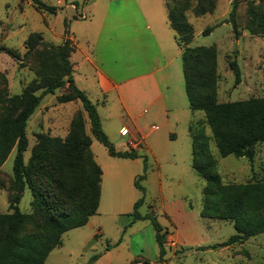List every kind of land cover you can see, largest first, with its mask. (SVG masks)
<instances>
[{
    "label": "rangeland",
    "instance_id": "obj_1",
    "mask_svg": "<svg viewBox=\"0 0 264 264\" xmlns=\"http://www.w3.org/2000/svg\"><path fill=\"white\" fill-rule=\"evenodd\" d=\"M40 1L54 6L55 14L35 9L30 0H0V48L4 49L0 51V114L9 105L8 100L13 95L21 94L36 78L35 70L39 56L36 55L31 59L23 58L26 51L23 43L29 34L39 33L45 42L52 45H59L68 38L74 47L78 43L85 49L88 44L85 37L88 35L94 45L92 57L96 59V54L103 57L100 67L105 68L104 59L113 52L103 43L107 33L106 24H113L118 30L117 26L122 25L127 13L133 11L136 4L142 5L144 0ZM149 1L161 4L166 13V0ZM234 1L236 3L234 17L239 32L237 37L234 36L229 22ZM168 2L170 5L184 6L185 19L193 30V39L189 46H213L216 51L215 95L218 103L245 101L264 95V34L252 33L247 29L253 14L264 15V0H169ZM196 6L201 7L205 13L196 16L193 11ZM87 7L91 17L82 10ZM118 12H124V18L117 16ZM128 23L133 22H126ZM116 30L112 33L115 36L118 35ZM168 30L174 36L173 31ZM170 47L171 52L167 53L169 67L158 75L165 77L161 92L166 105L169 109L177 107L178 110L176 122L170 121L169 129L172 137L167 135L164 138L166 145L161 150L164 162L158 166L149 153L142 151L140 155L136 153L137 158H140L139 165L125 167L117 163L116 166H112L105 160L110 158L106 148L94 139L91 151L93 150L92 153L96 157L95 162L100 167H104L105 172L100 193L101 214L96 213L91 216L85 226L66 231L62 235V245L49 253L44 264H144V261L157 264L159 247L155 241L151 219L160 225L162 232L166 231V235L170 233L174 238L176 226L165 213L164 206L176 203L178 200L184 203L186 214L183 221L184 230L181 228L180 232L181 243L174 244L172 239L167 241L165 236V255L162 257L165 263L161 264L263 263L264 233L227 247H212L224 242L235 233L234 221L199 216L203 206L202 192L205 181L191 168L192 147L189 128L192 125L195 128L202 126L203 135L208 137V153L214 160L211 172L218 175L224 185L243 184L249 181L264 182V143L254 146L251 163L243 157L218 155L204 114L192 112L188 107L181 59L174 53L177 48L175 41ZM5 50L19 56L21 60L16 61ZM74 58L76 61H81L79 53ZM232 60L239 70L238 82L228 65ZM81 68L77 72L72 71V78L76 80L81 90L89 91V100L95 99L93 97L97 98L98 103L108 100V109L104 111V108H101L100 111L103 129L116 137L121 124L127 123L108 118L110 114L119 110L116 95L114 93L101 95L97 90L93 72L90 71L92 75H87L85 81L83 74L86 68L84 65ZM39 92L37 91L36 94ZM63 93L65 88L57 89L53 95H45L28 120L25 129L28 144L23 153L25 164L39 133L64 139L73 131L77 135L82 132L91 137L90 123L81 103L77 100L71 101L73 103H59L56 97ZM93 104L97 110L96 103ZM149 110L151 111V108ZM40 112L47 113L46 117L42 118ZM40 120L48 131L44 126H39ZM142 122L145 130H149L151 125L157 126L161 131L165 129L160 121L150 115L145 116ZM113 148L116 150L114 145ZM14 156L15 149H12L0 168V214L12 212L8 207V198L13 194L11 181ZM113 160L118 162L117 159ZM129 198L133 203L131 208H126L124 204L128 203L126 201ZM31 199L30 190L25 186L18 203L21 213L32 212ZM139 200L140 203L134 210V204ZM115 205L117 207H114ZM112 208L128 213L116 216L115 220L117 219L118 222L113 221L106 217L107 213L113 210ZM134 213L142 218L134 219L132 215ZM146 215L148 218L143 219ZM98 229L102 233L98 234Z\"/></svg>",
    "mask_w": 264,
    "mask_h": 264
},
{
    "label": "trees",
    "instance_id": "obj_2",
    "mask_svg": "<svg viewBox=\"0 0 264 264\" xmlns=\"http://www.w3.org/2000/svg\"><path fill=\"white\" fill-rule=\"evenodd\" d=\"M30 1L35 9L50 14L56 12L54 6L40 0ZM168 1L165 3L166 17L181 50L182 76L189 109L204 114L220 157H243L251 163L254 146L264 143V95L245 101L218 103L215 95L216 51L213 46H189L193 30L185 19L184 6L170 5ZM235 6L234 1L229 22L237 37L239 32L234 17ZM193 11L196 16L205 13L199 6ZM247 29L252 33L264 34V15L253 14ZM23 45L26 50L24 59L36 55L39 59L36 78L21 94L13 95L8 100L9 105L0 114V168L12 149H15L11 181L13 194L8 198V207L12 212L0 214V264H44L49 253L62 245V235L66 231L84 226L96 214L102 172L90 149L91 137L103 145L111 157H138L132 150H114L102 130L94 104L76 87L70 62L75 47L68 38L59 45H52L45 42L39 33H31ZM5 51L16 61L21 60L12 52ZM228 65L238 82L236 63L232 60ZM61 88H65V93L57 96V101L67 103L77 100L81 103L90 123L91 137L82 132L77 135L73 131L64 139L39 133L25 164L23 153L28 144L26 124L42 98L48 94L53 95ZM37 91H40L39 94H36ZM200 126L195 128L192 125L189 128L191 168L205 181L199 216L233 220L235 229V233L227 240L212 247H227L263 234L264 182L222 184L218 175L211 172L214 160L208 153V137L203 135ZM25 186L29 188L32 197L33 210L30 214H23L18 209ZM139 203L140 200L134 204V210ZM132 215L134 219L142 218L137 213ZM151 224L159 247L157 264L165 263L162 257L165 255L164 240L167 232H162L160 225L153 219ZM143 263L149 264L146 261Z\"/></svg>",
    "mask_w": 264,
    "mask_h": 264
},
{
    "label": "crops",
    "instance_id": "obj_3",
    "mask_svg": "<svg viewBox=\"0 0 264 264\" xmlns=\"http://www.w3.org/2000/svg\"><path fill=\"white\" fill-rule=\"evenodd\" d=\"M142 5L139 3L136 4L133 11L127 13L126 17L128 19H123L125 23L123 22L121 26H117L118 30H116L113 24H106L107 33L105 34L106 39L103 43L107 49L110 51L113 50V52L108 55L109 57L107 56L106 59H104L106 63L105 68L100 67L103 57L97 54L95 55L96 59L93 58L94 56L92 57L94 45L90 42V37L88 35L85 37L88 43L87 49L81 48L80 44L76 43L75 50L70 55V62L72 64V71L74 72L81 70V67L84 65L86 68L83 74L85 81L87 75H92L90 71L93 72L97 90L101 95H108L109 93H114L116 95L119 110L117 113L110 114L108 118L127 122L121 124L116 137L112 136L108 131V133H106L103 129L100 111L101 108H104V111L108 109V100L99 103L96 101V97L90 100L96 103L102 130L109 140L113 142L112 144L116 147V150L120 152L132 150L139 155L142 151H146L153 158L154 162L160 166L161 163L164 162L162 160L164 156L161 154V150L166 145L164 138L167 137V135H169L170 138L172 137V133L169 129L170 121L176 122V111L178 108L169 109L166 105L167 103L162 97L161 92V86L165 83V77L158 75V73L169 67L170 61H168L167 53L171 52L170 45H173L175 39L168 30L171 28L168 25L166 13H164L161 4L156 1L144 0ZM82 10L86 15L89 14L91 17V12L88 7L87 9L82 8ZM124 12H118L119 14L117 13V16H123L124 18ZM126 22L133 23L126 24ZM114 30L118 31L117 36L112 34ZM175 45L177 47L174 50L175 56L180 57L181 50L176 42ZM77 53L80 54V62L76 61V58H74ZM126 73L129 74L126 75ZM73 80L76 87L80 89L76 80L74 78ZM82 91H84L89 98V91ZM149 108H151V111ZM174 110L175 112H173ZM46 114L47 113L43 114V112L39 113L42 118L46 117ZM147 115L160 121L165 129L161 131L157 126L151 125L149 130H145V128H143L142 119ZM41 121L42 120L39 122V126H44L48 131L46 125H43ZM153 127L157 129L153 130ZM122 129L127 130V134L124 136L120 133ZM92 138L90 149H92L94 145V138ZM93 156L96 159L95 155ZM109 157L110 158H105V160L111 163L112 166H116L117 163H119L127 167L128 165H139L140 163V158L129 159ZM113 159H117L118 162H115ZM100 169L102 172L100 181L101 193L105 172L104 167H100ZM126 202L128 203L124 204L125 207L131 208L133 203L132 199L129 198ZM100 205L101 195L96 211L97 214H101L99 210ZM117 205L114 207H117ZM112 209L113 210L107 213L106 217L113 221H117V219L115 220L116 216L128 213L127 211L117 210L115 208ZM164 211L171 218L173 225L176 226L175 237L173 238L172 234L168 233V235H166V240L172 239L174 244H180V232L181 228L184 230L183 221L184 216H186L184 213V203L182 200H178L176 203L164 206ZM90 219L91 217L86 224L89 223ZM98 230V234L102 233L100 229ZM150 264L156 263L151 262Z\"/></svg>",
    "mask_w": 264,
    "mask_h": 264
},
{
    "label": "built area",
    "instance_id": "obj_4",
    "mask_svg": "<svg viewBox=\"0 0 264 264\" xmlns=\"http://www.w3.org/2000/svg\"><path fill=\"white\" fill-rule=\"evenodd\" d=\"M153 130H155V129H157L156 127H153L152 128ZM120 133H121V135H126L127 134V130L126 129H122L121 131H120Z\"/></svg>",
    "mask_w": 264,
    "mask_h": 264
}]
</instances>
